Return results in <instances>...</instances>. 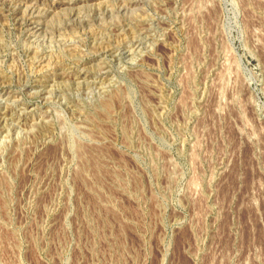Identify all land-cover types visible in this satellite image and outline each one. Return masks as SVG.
Wrapping results in <instances>:
<instances>
[{"label":"rangeland","instance_id":"rangeland-1","mask_svg":"<svg viewBox=\"0 0 264 264\" xmlns=\"http://www.w3.org/2000/svg\"><path fill=\"white\" fill-rule=\"evenodd\" d=\"M0 264H264V0H0Z\"/></svg>","mask_w":264,"mask_h":264},{"label":"bare ground","instance_id":"bare-ground-1","mask_svg":"<svg viewBox=\"0 0 264 264\" xmlns=\"http://www.w3.org/2000/svg\"><path fill=\"white\" fill-rule=\"evenodd\" d=\"M10 82V81H9Z\"/></svg>","mask_w":264,"mask_h":264}]
</instances>
